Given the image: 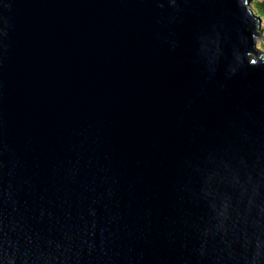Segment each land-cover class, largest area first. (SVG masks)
<instances>
[{"label":"water","instance_id":"water-1","mask_svg":"<svg viewBox=\"0 0 264 264\" xmlns=\"http://www.w3.org/2000/svg\"><path fill=\"white\" fill-rule=\"evenodd\" d=\"M261 21L0 0V264H264Z\"/></svg>","mask_w":264,"mask_h":264},{"label":"rangeland","instance_id":"rangeland-1","mask_svg":"<svg viewBox=\"0 0 264 264\" xmlns=\"http://www.w3.org/2000/svg\"><path fill=\"white\" fill-rule=\"evenodd\" d=\"M252 9L256 12L257 15H259L262 18V25H261V31L262 35L258 37L257 39V47L264 52V15L261 14V12L258 10L259 5L264 3V0H250Z\"/></svg>","mask_w":264,"mask_h":264},{"label":"trees","instance_id":"trees-1","mask_svg":"<svg viewBox=\"0 0 264 264\" xmlns=\"http://www.w3.org/2000/svg\"><path fill=\"white\" fill-rule=\"evenodd\" d=\"M258 10L261 12V14L264 15V3H262V4L259 5Z\"/></svg>","mask_w":264,"mask_h":264},{"label":"bare ground","instance_id":"bare-ground-1","mask_svg":"<svg viewBox=\"0 0 264 264\" xmlns=\"http://www.w3.org/2000/svg\"><path fill=\"white\" fill-rule=\"evenodd\" d=\"M256 13V12H255ZM260 25H262V22L260 23Z\"/></svg>","mask_w":264,"mask_h":264}]
</instances>
